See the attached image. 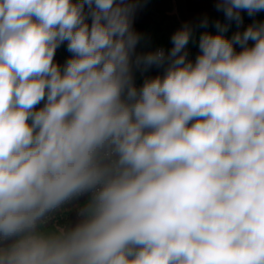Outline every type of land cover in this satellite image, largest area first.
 Segmentation results:
<instances>
[{
    "label": "clouds",
    "instance_id": "1",
    "mask_svg": "<svg viewBox=\"0 0 264 264\" xmlns=\"http://www.w3.org/2000/svg\"><path fill=\"white\" fill-rule=\"evenodd\" d=\"M134 7L0 0V264H264V23L193 62L188 27L137 54Z\"/></svg>",
    "mask_w": 264,
    "mask_h": 264
},
{
    "label": "crops",
    "instance_id": "2",
    "mask_svg": "<svg viewBox=\"0 0 264 264\" xmlns=\"http://www.w3.org/2000/svg\"><path fill=\"white\" fill-rule=\"evenodd\" d=\"M184 1L186 12L197 16L198 19L194 20L192 24L203 22L205 19L209 20L216 17H223L224 14L221 11H217L218 0H131L135 5L132 16V27L137 32L141 39L137 45V54H146L153 50V43L163 41L166 34L173 32L169 23H166V18L169 16L170 11L176 9V4L181 9V2ZM169 11V12H168ZM188 16V15H187ZM91 21L89 20V23ZM190 24L189 26H191ZM235 32H239L238 28ZM67 45V42H65ZM234 47H240L235 45ZM68 58L59 51L56 50L54 61L65 64ZM148 70L143 73L144 76H148Z\"/></svg>",
    "mask_w": 264,
    "mask_h": 264
},
{
    "label": "rangeland",
    "instance_id": "3",
    "mask_svg": "<svg viewBox=\"0 0 264 264\" xmlns=\"http://www.w3.org/2000/svg\"><path fill=\"white\" fill-rule=\"evenodd\" d=\"M176 7L179 8V5L176 4ZM177 8L170 11V12L168 11L169 13H167V14H169V16L165 17L166 23L167 24L169 23L173 32H171L169 34L167 33L166 34L167 36H165V39H163V41H158L157 43L156 42L153 43V45H154L153 50L158 45H172L171 37L173 36V34L175 32H177L178 30H181L184 27H189V25L192 24V22L194 20L198 19L197 16L186 12L184 1L181 2V9L182 10L177 9ZM198 23H200V21ZM253 23H264V11L259 12V17H258L257 21L249 23V24H245V25L239 27L238 31L242 33L250 24H253ZM192 25H195V24H192ZM248 44H249V46H252L254 44V42L249 41ZM59 51H61V53L64 54V56L67 57L68 59L72 56V54L67 51L66 43L62 44L59 47ZM54 62H56V61H54ZM137 73H138V71L134 70V76L137 75ZM149 75H150V72L148 73V76Z\"/></svg>",
    "mask_w": 264,
    "mask_h": 264
},
{
    "label": "trees",
    "instance_id": "4",
    "mask_svg": "<svg viewBox=\"0 0 264 264\" xmlns=\"http://www.w3.org/2000/svg\"><path fill=\"white\" fill-rule=\"evenodd\" d=\"M241 16H242V23H241L239 26H237V24H236V22H235V29H237V28H239V27H241V26H243V25H245V24H249V23H252V22L257 21V19H258V17H259V12L256 13L254 16H251V17H250V16L247 14L246 11H242V12H241ZM188 28H189V27H188ZM205 32H208V33H210V34L215 35V34H217L218 30H217L216 28H213V29H201V30H199V31H194V30H192V35H191L190 40H189V43H188V45H187L186 47H198L200 36H201L203 33H205ZM235 33H236L235 30H233V31H228V30H227V32L224 33V36H225L226 38L231 39V37H232ZM56 63H57V62H56ZM58 64H59L61 67L64 66V64H62V63H58ZM70 218H71V217H70Z\"/></svg>",
    "mask_w": 264,
    "mask_h": 264
},
{
    "label": "built area",
    "instance_id": "5",
    "mask_svg": "<svg viewBox=\"0 0 264 264\" xmlns=\"http://www.w3.org/2000/svg\"><path fill=\"white\" fill-rule=\"evenodd\" d=\"M161 48L164 49L165 53L167 54V52H169L171 50L172 45H158V46H156L155 50L161 49ZM235 50L237 52H239L242 49H241V47H235ZM185 51H187V53H188V59H190V60H192L194 62L195 58L199 54L200 50H199V47H186ZM149 70H150L149 77H154V76H156L158 74H162L163 73V68H156L155 66L151 67ZM137 71H138V73H137V75L134 76V81H135L136 86L140 87L142 85L143 80H144V78L146 76H144V74L141 71H139V70H137ZM43 103L44 102H41L40 105H37V110L39 108L43 107Z\"/></svg>",
    "mask_w": 264,
    "mask_h": 264
},
{
    "label": "water",
    "instance_id": "6",
    "mask_svg": "<svg viewBox=\"0 0 264 264\" xmlns=\"http://www.w3.org/2000/svg\"><path fill=\"white\" fill-rule=\"evenodd\" d=\"M219 21L221 24H226L228 25V31H233L235 30V21H228L225 16L223 17H216V18H212V19H209L207 20V27H200V24L202 23H198V24H195V25H191L189 26V28L191 30H194V31H199L201 29H213V28H216L215 27V23Z\"/></svg>",
    "mask_w": 264,
    "mask_h": 264
}]
</instances>
